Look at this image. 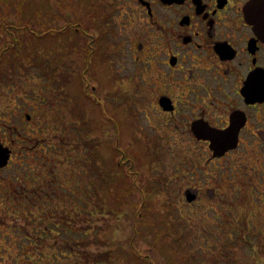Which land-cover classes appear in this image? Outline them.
Here are the masks:
<instances>
[{
    "label": "rangeland",
    "instance_id": "374dc122",
    "mask_svg": "<svg viewBox=\"0 0 264 264\" xmlns=\"http://www.w3.org/2000/svg\"><path fill=\"white\" fill-rule=\"evenodd\" d=\"M23 1L43 14L33 39L13 25ZM0 14V143L13 154L0 264H264V144L251 131L214 158L191 113L161 111L157 98L187 86L148 69L160 52L138 37L132 0H0Z\"/></svg>",
    "mask_w": 264,
    "mask_h": 264
},
{
    "label": "flooded vegetation",
    "instance_id": "af4514ba",
    "mask_svg": "<svg viewBox=\"0 0 264 264\" xmlns=\"http://www.w3.org/2000/svg\"><path fill=\"white\" fill-rule=\"evenodd\" d=\"M132 1L143 20L138 37H145L150 51L160 52L157 57L148 55V69L156 62L164 76L169 74L187 86L182 99L167 94L157 98L161 111L191 113L187 125L196 141L208 143L210 148V138L198 136L195 124L227 132L236 148L245 144L243 135L251 131V140L264 144V0ZM230 152L233 149L225 154ZM212 153L214 158L220 157ZM12 157L11 150L0 172L8 170ZM52 182L49 194L56 192ZM44 192L45 188H39L28 194L41 197ZM0 197V258L6 260L9 193L5 198L0 188Z\"/></svg>",
    "mask_w": 264,
    "mask_h": 264
},
{
    "label": "trees",
    "instance_id": "16d2710c",
    "mask_svg": "<svg viewBox=\"0 0 264 264\" xmlns=\"http://www.w3.org/2000/svg\"><path fill=\"white\" fill-rule=\"evenodd\" d=\"M51 1V0H50ZM48 2V1H47ZM6 5L7 6V9L10 7V2L9 1H5V2H3V4L2 5ZM18 4V3H17ZM22 9H23V16H21V17H19L20 18V20H19V23L18 24H13V25H15L16 26V29L17 30H19L20 28H24V29H26V36L28 37V38H31V39H33L32 37L34 36V34H35V32H34V29H32V28H34L35 27V29H36V26L33 24V22L34 21H36V20H38V22L41 24V23H43L44 21H41L40 20V17L41 16H43V14L42 13H40L39 11H38V9L37 8H35L36 10H33L34 12H28L27 11V9H33V7L32 6H30L29 7V5H27V3H26V1H23V4H22ZM6 12H8V11H6ZM46 13H49L48 11L46 12ZM45 14V13H44ZM50 14V13H49ZM90 15H91V17L93 18V17H95L96 15H97V11L95 10V9H93L90 13H89ZM46 15V14H45ZM0 16H1V14H0ZM64 16L62 15V18H63ZM44 18V17H43ZM64 20V19H63ZM3 24V26L2 27H4V28H8V27H10L9 25H7L6 23H2ZM14 27V26H13ZM64 31H65V29H64ZM13 34H12V38H11V41H12V43L10 44V45H16V44H22L24 41H22L23 40V37H20L19 35H17V34H15L14 32H12ZM27 38V39H28ZM73 43H77V42H73ZM6 48H9V44L6 46ZM143 205V204H142ZM147 212H145V213H143V214H140L139 213V215H138V222H144V221H146L147 222V225H151V223L152 222H150V219L149 220H147V218H148V215L146 214ZM73 226H74V224H73ZM48 227V226H47ZM50 227V226H49ZM69 225H68V229H69ZM84 228V227H83ZM48 229H51V228H48ZM159 237H161V235H159ZM158 237V238H159ZM66 243H68V241H66ZM124 252H126V253H128L129 254V256L127 257V259H128V261H130V262H133V261H135L137 258L140 260V261H143V260H145L144 258L143 259H140V257H138V256H131V255H136V251L135 250H126V249H124L123 251H122V253H124ZM134 257V258H133ZM131 259H133V260H131ZM144 264V263H143Z\"/></svg>",
    "mask_w": 264,
    "mask_h": 264
},
{
    "label": "water",
    "instance_id": "95a60500",
    "mask_svg": "<svg viewBox=\"0 0 264 264\" xmlns=\"http://www.w3.org/2000/svg\"><path fill=\"white\" fill-rule=\"evenodd\" d=\"M201 126L194 125L195 133L202 137H209L211 140V148L216 155H224L228 150L235 148L233 145L235 141L228 137L227 132L222 131H209ZM232 142V144L230 143ZM10 156V150L0 144V166H4L8 163Z\"/></svg>",
    "mask_w": 264,
    "mask_h": 264
}]
</instances>
